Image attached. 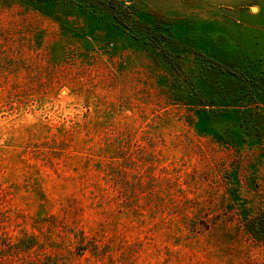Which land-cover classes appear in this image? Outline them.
Here are the masks:
<instances>
[{"label":"rangeland","instance_id":"374dc122","mask_svg":"<svg viewBox=\"0 0 264 264\" xmlns=\"http://www.w3.org/2000/svg\"><path fill=\"white\" fill-rule=\"evenodd\" d=\"M193 50L264 71V0H0V264H264V136L228 135L255 107L205 130Z\"/></svg>","mask_w":264,"mask_h":264},{"label":"trees","instance_id":"16d2710c","mask_svg":"<svg viewBox=\"0 0 264 264\" xmlns=\"http://www.w3.org/2000/svg\"><path fill=\"white\" fill-rule=\"evenodd\" d=\"M87 4L94 7L93 11L95 8H99V12L111 15L119 24L131 31V36L138 40L142 39L144 43L152 44L155 47L158 45L164 47L166 42H176L170 38V34H164L168 31L167 27L164 28V32H155L154 36H151V31H149L152 29L151 26L125 16L126 11L120 10L114 2H110V5L105 4V2H96L95 4L88 2ZM127 21H130V24H127ZM158 29L160 28L158 27ZM177 43L180 44V41ZM180 46L184 47L182 44ZM161 49L173 67L179 68L182 65L177 59L181 56L180 53H170L167 48ZM192 52L200 68L196 73L187 71V75L191 76V78L188 77V85L192 94V101L185 103L197 105L201 119L208 123L204 129L215 132L214 124L223 125L224 121H228V113L226 112L229 110L227 107L246 102V104L254 105L255 109L248 111V115L243 113V118L233 117V119H229L241 130L237 132L235 129H231L230 132L233 135L230 132L228 135L233 137L235 141L243 140L244 138L241 137L243 134L264 136V113L259 106L264 103V71H251L241 66H233V63L227 61L220 62L198 50ZM221 106L226 107L222 108ZM245 230L254 240L264 245V205L252 218L246 220Z\"/></svg>","mask_w":264,"mask_h":264}]
</instances>
